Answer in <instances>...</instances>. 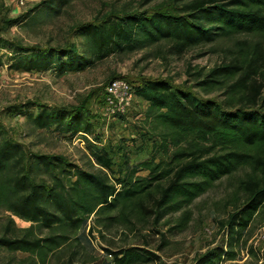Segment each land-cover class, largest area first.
<instances>
[{
	"label": "rangeland",
	"instance_id": "374dc122",
	"mask_svg": "<svg viewBox=\"0 0 264 264\" xmlns=\"http://www.w3.org/2000/svg\"><path fill=\"white\" fill-rule=\"evenodd\" d=\"M191 1L23 0L21 4L20 0H0V138L19 144L23 154L21 169L29 180L48 185L50 177L58 172L57 168L44 170L41 163L29 173L36 156H43L51 163L60 162L67 170L78 168L105 175L109 182L132 170H136L134 176L148 175V170L140 165L142 162L154 160L155 164L161 163L160 168L175 164L167 165L178 148L188 147L187 142L181 141L178 147L169 143L167 149H160V133L165 128L157 124L152 113L146 112L148 103L140 97H135L128 115L114 114L104 94L106 83L112 79L127 81L134 92L144 80H163L176 93L227 107L225 87L206 91L199 81L212 68L229 62L234 39L201 44L182 52H177L170 41L161 40L143 49L112 53L81 71L64 74H59L55 66L45 71L14 68L31 51H49L55 60L65 59L64 54L85 53L88 48L86 38L80 33L82 26L127 14L176 15ZM244 106H247L245 102L237 101L227 109ZM41 109L62 114L67 121L79 116L90 125V133L70 135L54 127L36 128L30 117ZM87 144L104 149L112 161L111 168L97 165ZM245 170L215 181L185 209L167 213L158 220L154 219L153 202L171 175L152 183L139 200L147 209H154L155 214L142 215L131 205L94 212L76 230H67L70 241L52 253L47 252L44 264H118L114 254L122 256L120 252L125 250L139 253L135 264H195L206 252L217 248H228L234 256L232 259L222 256L216 264H264V204L246 227L234 228L232 245L227 247L228 221L244 205L245 198L237 201V208L227 203ZM184 210L189 212L180 226ZM9 218L15 228H27L31 224L0 208V236L8 227ZM62 230L35 227L34 235L45 237L60 234ZM13 231L6 233L21 234ZM38 257L0 248V264H25Z\"/></svg>",
	"mask_w": 264,
	"mask_h": 264
},
{
	"label": "trees",
	"instance_id": "16d2710c",
	"mask_svg": "<svg viewBox=\"0 0 264 264\" xmlns=\"http://www.w3.org/2000/svg\"><path fill=\"white\" fill-rule=\"evenodd\" d=\"M180 11L176 15L156 12L147 17L127 14L82 26L80 33L88 48L85 53L64 54L65 59L55 60L49 51H31L14 68L45 71L55 66L59 74H64L81 71L112 53L143 49L161 40L170 41L177 52H182L189 47L234 39L229 62L212 68L199 84L206 91L225 87L227 107L237 101L247 106L228 110L190 94L176 93L163 80L142 81L135 88V96L148 103L146 112L152 113L157 124L165 128L158 147L165 150L169 143L178 147L181 141H186L188 147L173 153L167 165L175 164L169 168H160L161 163L155 164L154 160L142 162L148 175L134 176L136 170H132L115 182H109L102 174L78 168L67 170L60 162H48L43 156L34 158L29 173L41 163L44 170L57 168L58 172L50 177L48 185L31 181L21 169L23 154L19 144L0 138V208L31 223L27 228H15L9 218V225L0 236V248L37 254L38 260L29 259L25 264H44L47 252L70 241L67 230H76L94 212L131 205L142 215L156 209L154 219L158 220L185 209L215 181L242 169H246L245 173L236 182L227 204L237 208V201L242 197L245 200L228 221L227 247L232 245L234 228L246 227L264 204V0H193ZM30 120L39 129L54 127L70 135L90 133V125L75 115L67 121L62 114L41 109ZM87 147L97 165L111 168L112 161L104 149L92 144ZM168 176L170 179L153 202L154 209H147L139 198L152 183ZM188 212L184 210L180 226L187 220ZM35 227L63 230L42 237L34 235ZM10 229L21 234L9 236L6 231ZM120 253L119 257L114 254L118 264H135L139 259L138 252ZM222 256L232 259L234 254L228 248L213 249L195 264H216Z\"/></svg>",
	"mask_w": 264,
	"mask_h": 264
},
{
	"label": "built area",
	"instance_id": "2783aa9c",
	"mask_svg": "<svg viewBox=\"0 0 264 264\" xmlns=\"http://www.w3.org/2000/svg\"><path fill=\"white\" fill-rule=\"evenodd\" d=\"M23 3V0H20ZM106 104L114 114L126 116L135 100V93L130 84L123 79H112L104 87Z\"/></svg>",
	"mask_w": 264,
	"mask_h": 264
}]
</instances>
